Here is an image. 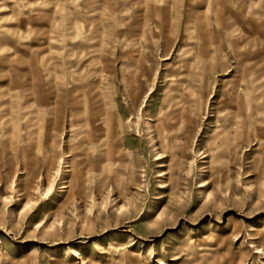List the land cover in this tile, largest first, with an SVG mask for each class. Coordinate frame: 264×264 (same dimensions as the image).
I'll use <instances>...</instances> for the list:
<instances>
[{
  "label": "rangeland",
  "instance_id": "374dc122",
  "mask_svg": "<svg viewBox=\"0 0 264 264\" xmlns=\"http://www.w3.org/2000/svg\"><path fill=\"white\" fill-rule=\"evenodd\" d=\"M252 1L0 0V264H264V114L236 151L218 135L264 103ZM170 97L199 117L164 149Z\"/></svg>",
  "mask_w": 264,
  "mask_h": 264
},
{
  "label": "bare ground",
  "instance_id": "6f19581e",
  "mask_svg": "<svg viewBox=\"0 0 264 264\" xmlns=\"http://www.w3.org/2000/svg\"><path fill=\"white\" fill-rule=\"evenodd\" d=\"M2 51H4V49H2V47L0 46V52H2ZM254 88L257 89L256 86H254ZM139 91L140 90L138 87H136L132 91H129V97L132 99L134 105H136L137 108L140 110L141 102H139V99H140L141 95H140ZM165 99H166V97H165ZM184 101H185V99H184ZM82 102H80V103H82ZM226 102H229V101H226ZM255 104L256 105L254 107H249L246 112L242 111V114L240 113L241 111L236 112L237 114L235 113V123L233 125H232V123L227 124L226 121H225V123H222V125H220L221 128L218 132V135L222 136V145L225 146V149L228 148V149H230V151L231 150L236 151L235 147H238V145H239L237 138L246 137V140H247L248 133L246 130L249 127L246 124L247 116H245V115H247V114L248 115L264 114V103H259V101H258ZM142 111L140 110V112H142ZM81 112H82V110H81ZM153 114L155 116H157V119L155 120V126H154L155 131H156V137L158 138V142H159L160 146L164 149H167V147H169L171 144H173V142H176L174 140L177 138L178 135H180L182 133H186L188 138H189L192 135V132L197 125L196 119L199 117V113L195 108L190 107L189 105H187L186 102H179L178 100H176L173 97H170V99H168V102H166L164 105L157 104L155 110L153 111ZM83 115H84V113H83ZM114 120H115L114 115H111V124H113ZM259 121L261 123H262V121L264 122V118H263V120L259 119ZM117 123L119 126L120 125L122 126L121 117L117 116ZM262 125H263V123H262ZM230 127L235 128V131L234 132H232V130L230 131L229 130ZM261 130L264 132V125L261 127ZM262 139L264 141V137ZM109 142H112V141L109 139V140H107V143H109ZM228 143H230L229 146H228ZM176 147L177 146L175 145L170 150L172 157H175L177 154ZM119 153L120 152H118V154ZM98 159L99 160L102 159L101 154L99 155ZM78 165H80V163H77L75 165V168L79 167ZM130 165H131L130 171L128 172V174H129L130 179H131L133 177V170H132L133 165L132 164H130ZM125 167H126V165H125ZM82 171H83V168L79 167L77 170L79 176H82ZM126 173L127 172L125 171L124 174L121 175L120 180H117L116 178H114V179L116 181H118L119 183L124 182V180L126 179ZM113 176H115V175H113Z\"/></svg>",
  "mask_w": 264,
  "mask_h": 264
},
{
  "label": "crops",
  "instance_id": "0c3cea01",
  "mask_svg": "<svg viewBox=\"0 0 264 264\" xmlns=\"http://www.w3.org/2000/svg\"><path fill=\"white\" fill-rule=\"evenodd\" d=\"M111 2V1H110ZM113 2V1H112ZM242 4L244 3V2H241ZM257 3H260L261 5H263V10H264V0H261L260 2H258V1H252V3H246L247 4V6L249 7L248 8V10H250L251 11V13H255V16H256V14L259 12V8H257V9H255V5L254 4H257ZM258 5V4H257ZM251 7H252V9H251ZM20 27V26H19ZM23 31V32H25L24 31V29H22L21 27H20V29H16L15 30V32H14V35H18V33H19V31ZM10 41L8 42L7 41V43H9V45H10V43H11V41H12V39H9ZM15 40H13V42H14ZM14 43H16V41L14 42ZM13 44V43H12ZM2 47V46H1ZM11 50V46H9V47H7L6 49H5V51H8V50ZM9 50V53H7V60H9L12 56L14 57V56H16V51L15 52H12V51H10ZM38 55H40V54H38ZM3 68V67H2ZM1 67H0V70L2 69ZM256 70H257V68H254V72H256ZM5 87H8V84L5 86ZM70 91H72V92H69V96L71 97V103L72 104H78V105H80L81 106V108L83 109V113H84V116H85V122L87 123V124H91V122L92 121H95L96 122V120L95 119H92V117H91V111H92V108H93V100L94 99H92V97H90L89 98V96H87V95H84V94H77L76 92H77V89L76 88H74L73 90H70ZM9 95V89L8 88H5V89H3L1 92H0V98H4V97H6V96H8ZM61 98V97H60ZM83 101V102H82ZM5 102H7V101H5V100H2V99H0V104L1 105H3ZM80 102H82V103H80ZM60 106V105H59ZM59 108V107H58ZM95 109V108H94ZM72 110H73V112H75L74 111V109L72 108ZM110 110H111V102L109 103V111H108V114L104 117V118H102L101 117V119H103V122H101V124H104L105 123V125H106V127H107V125L109 124V114H110ZM58 113H59V116H58V118L60 117V114L62 113L61 112V109H59L58 110ZM82 113V114H83ZM93 113V112H92ZM94 118V117H93ZM2 120H0V122H1ZM92 129V128H91ZM96 130H97V127L95 126V125H93V129H92V132L95 134L96 133ZM107 130V129H106ZM95 131V132H94ZM3 132H7V129H4L3 128ZM91 133V132H90ZM106 133H107V131H106ZM106 136V135H105ZM107 140H109L108 138H107ZM89 147H97V145H96V143H92L91 145L89 144L88 145Z\"/></svg>",
  "mask_w": 264,
  "mask_h": 264
}]
</instances>
